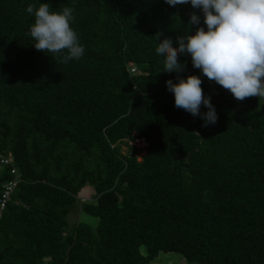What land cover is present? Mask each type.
<instances>
[{
    "label": "trees",
    "instance_id": "1",
    "mask_svg": "<svg viewBox=\"0 0 264 264\" xmlns=\"http://www.w3.org/2000/svg\"><path fill=\"white\" fill-rule=\"evenodd\" d=\"M42 3L73 9L80 59L35 49L26 9ZM191 13L207 30L190 3L0 0V153L20 180L0 220V264H153L161 253L264 264V97L234 100L190 55L165 72L156 48L194 35ZM178 75L202 80L215 124L175 106L166 82ZM13 178L0 165V199ZM87 186L96 201L83 204ZM76 204L96 228L70 226Z\"/></svg>",
    "mask_w": 264,
    "mask_h": 264
},
{
    "label": "clouds",
    "instance_id": "2",
    "mask_svg": "<svg viewBox=\"0 0 264 264\" xmlns=\"http://www.w3.org/2000/svg\"><path fill=\"white\" fill-rule=\"evenodd\" d=\"M165 2L173 7L190 3L202 12L207 29L199 27L201 16L191 13L189 25L198 26L194 35L178 36V47H174L171 38L159 42L156 53L164 58L165 72L181 73L185 65L179 62V56L190 55L193 67L201 70L209 81L228 90L233 99L244 101L250 97H264V0ZM26 11L35 16L29 34L37 51L57 56L63 54L62 62L83 56L85 49L71 26L75 19L72 8L50 11L49 4L42 3L38 8L29 5ZM177 80V83L166 82L168 90L174 94L175 106L193 116H201L204 126L215 124L218 117L211 98L204 95L202 80L196 75L186 79L178 75ZM202 105L208 109L203 114L200 111Z\"/></svg>",
    "mask_w": 264,
    "mask_h": 264
},
{
    "label": "rangeland",
    "instance_id": "3",
    "mask_svg": "<svg viewBox=\"0 0 264 264\" xmlns=\"http://www.w3.org/2000/svg\"><path fill=\"white\" fill-rule=\"evenodd\" d=\"M144 140V139H143ZM135 140L133 144H130V147H136L139 151V159H141L146 153L147 142ZM132 148L124 147L123 152L128 153L131 152ZM78 199L81 202L88 201L93 203L96 201V192L94 188L91 186H87L78 196ZM84 204V203H83ZM83 206H79L76 204L71 208V213L69 215V223L71 227H74L76 224L82 223L86 225H90L96 228L99 225V219L93 216L88 215L87 213L82 211ZM145 249L143 248V252ZM173 260V262H171ZM185 264V259L182 255L176 253H161L157 259L154 260L153 264Z\"/></svg>",
    "mask_w": 264,
    "mask_h": 264
},
{
    "label": "built area",
    "instance_id": "4",
    "mask_svg": "<svg viewBox=\"0 0 264 264\" xmlns=\"http://www.w3.org/2000/svg\"><path fill=\"white\" fill-rule=\"evenodd\" d=\"M131 73L135 74L136 68H132ZM0 165H1L2 170H5L8 167H11V174L14 176L13 179L9 180L4 185L3 190H2V196L0 199V220H1L3 213L5 212L9 202L11 201L12 195L14 194L15 190L17 189L20 183V180L18 176V170L15 167L16 165H15L14 157L11 154L8 156H5L2 153H0Z\"/></svg>",
    "mask_w": 264,
    "mask_h": 264
},
{
    "label": "crops",
    "instance_id": "5",
    "mask_svg": "<svg viewBox=\"0 0 264 264\" xmlns=\"http://www.w3.org/2000/svg\"><path fill=\"white\" fill-rule=\"evenodd\" d=\"M171 262H173V260H171ZM171 262H170V264H171ZM185 264H188V263L185 261Z\"/></svg>",
    "mask_w": 264,
    "mask_h": 264
},
{
    "label": "bare ground",
    "instance_id": "6",
    "mask_svg": "<svg viewBox=\"0 0 264 264\" xmlns=\"http://www.w3.org/2000/svg\"><path fill=\"white\" fill-rule=\"evenodd\" d=\"M142 140H143V139H142ZM142 140H141V141H142ZM143 142H145V143H146V140L144 139V140H143Z\"/></svg>",
    "mask_w": 264,
    "mask_h": 264
},
{
    "label": "water",
    "instance_id": "7",
    "mask_svg": "<svg viewBox=\"0 0 264 264\" xmlns=\"http://www.w3.org/2000/svg\"><path fill=\"white\" fill-rule=\"evenodd\" d=\"M138 141H141L140 139H138Z\"/></svg>",
    "mask_w": 264,
    "mask_h": 264
}]
</instances>
